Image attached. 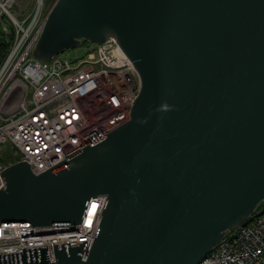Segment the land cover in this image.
Returning <instances> with one entry per match:
<instances>
[{"label":"water","instance_id":"1","mask_svg":"<svg viewBox=\"0 0 264 264\" xmlns=\"http://www.w3.org/2000/svg\"><path fill=\"white\" fill-rule=\"evenodd\" d=\"M81 40L134 65L130 121L39 175L7 167L0 226L79 224L104 195L87 260L59 263L197 264L264 201V0H58L35 54Z\"/></svg>","mask_w":264,"mask_h":264},{"label":"built area","instance_id":"2","mask_svg":"<svg viewBox=\"0 0 264 264\" xmlns=\"http://www.w3.org/2000/svg\"><path fill=\"white\" fill-rule=\"evenodd\" d=\"M3 1L0 37L7 38L8 21L15 37L0 74V191L6 188L7 167L25 162L39 175L125 125L140 89L136 71L114 44L96 47L75 65L26 60L39 35L35 22L42 2L38 0L24 26L25 20L19 24L11 14L16 0ZM3 142L15 150L5 158L6 165L1 161ZM105 203L104 195L91 198L75 225L0 226V264H64L58 262L56 249L68 255L78 245V257L85 262ZM197 264H264V201Z\"/></svg>","mask_w":264,"mask_h":264},{"label":"bare ground","instance_id":"3","mask_svg":"<svg viewBox=\"0 0 264 264\" xmlns=\"http://www.w3.org/2000/svg\"><path fill=\"white\" fill-rule=\"evenodd\" d=\"M57 1L58 0H56V2L54 3L53 7L51 8V10H49L48 0H46V1L45 0H41L40 1V3L42 2V7H41V10H40L39 17H38V19L35 22V26L36 27L39 26V33H38L39 35H38L37 40L35 41L33 47L30 48L26 60L31 61V62H37V63H40V64H50L54 60H59V61H62V62L67 61L71 65H75L78 62L86 59L89 55L93 54L95 52V48L96 47L101 46L103 44L110 43V44H114L117 47V49L119 50V52L125 57V59L133 66L134 70L136 71V73L138 75L139 86L141 88L140 76H139L137 70L135 69L134 65L127 58V56L122 52V50L119 48V46L115 42H112V41H109V40L104 42V43H102V44H92V43H89V42H87L85 40H81L79 46H76V47H82L83 53L81 55H77L74 59H69L67 57H62L61 56L64 52L69 51V49L60 52L59 54L51 57L50 59H43V58H39V57L36 56L35 52H36V47H37L38 41H39L43 31H44V28H45V25L47 23L48 17L50 15L51 11L53 10L54 6L56 5ZM3 2H4V4H7V1L4 0ZM18 2H19V0H16V4ZM35 2H36V5H35L34 9L22 21H19V20H17V18H15V16L12 14V9H11V14L13 15V18L15 19V21L17 23L21 24L24 20H25V23L23 24L24 26H26L29 23L31 16H32L33 12L35 11V9L37 7L38 0H35ZM27 5H28V3L20 4V8H21L22 12H25V10L27 9V7H26ZM7 27H8L9 34L7 35V38H5L4 41L9 44V48H8L7 56H6L2 66L0 68V74H1V69H2V67H3V65H4L6 59H7L8 55H9V53H10V49H11V46L13 45V40H14V37H15V29H14V25H13V23L11 21L7 22ZM106 33L114 34V32L110 28L106 29ZM76 47H74V48H76ZM4 77H6V75ZM139 92H140V89H139ZM139 92H138V95H139ZM138 95H137V97H138ZM137 97H136V99H137ZM136 99H135V101H136ZM135 101H134V103H135ZM134 103H133V105H134ZM131 110H132V108H131ZM130 117H131V112H130ZM129 121H130V119H129ZM105 132H102V133H105ZM5 145H7L10 150H14V149L11 148L9 146V144L3 142L1 148H2V150L4 152L3 156H5V158H7L8 155L6 153V149L3 148ZM86 147H84V148H86ZM84 148H82L81 150H83ZM90 220H91V217L86 221V223H89ZM91 248H90V250H91Z\"/></svg>","mask_w":264,"mask_h":264},{"label":"rangeland","instance_id":"4","mask_svg":"<svg viewBox=\"0 0 264 264\" xmlns=\"http://www.w3.org/2000/svg\"><path fill=\"white\" fill-rule=\"evenodd\" d=\"M55 2H56V0H48L49 10H51V8L53 7ZM26 3H28V5L26 6L27 9L25 10V12H22L21 8H20V4H26ZM35 5H36L35 0H19V2L12 8V14L15 16V18H17V20L22 21L28 14H30V12L34 9ZM82 53H83L82 47H76V48L69 49V51L64 52L61 56L67 57L69 59H74L77 55H81ZM107 135H109V134H107ZM107 135H105V136H107ZM105 136H102L101 138H103ZM101 138H99L98 140H100ZM98 140H96V141H98ZM95 142H93V143H95ZM93 143H91V144H93ZM3 148L6 149V153L8 155L7 158L13 156V154L15 153V150H10L7 145H5ZM1 161L4 165L7 164L5 156L1 158ZM68 255H70V254H68Z\"/></svg>","mask_w":264,"mask_h":264},{"label":"trees","instance_id":"5","mask_svg":"<svg viewBox=\"0 0 264 264\" xmlns=\"http://www.w3.org/2000/svg\"><path fill=\"white\" fill-rule=\"evenodd\" d=\"M9 44L0 37V68L7 56Z\"/></svg>","mask_w":264,"mask_h":264}]
</instances>
